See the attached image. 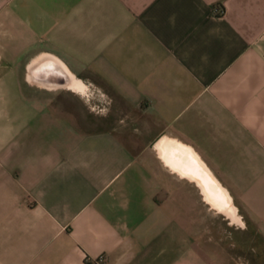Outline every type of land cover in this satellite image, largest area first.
Masks as SVG:
<instances>
[{
    "label": "crops",
    "instance_id": "obj_1",
    "mask_svg": "<svg viewBox=\"0 0 264 264\" xmlns=\"http://www.w3.org/2000/svg\"><path fill=\"white\" fill-rule=\"evenodd\" d=\"M0 264H264V0H0Z\"/></svg>",
    "mask_w": 264,
    "mask_h": 264
},
{
    "label": "water",
    "instance_id": "obj_2",
    "mask_svg": "<svg viewBox=\"0 0 264 264\" xmlns=\"http://www.w3.org/2000/svg\"><path fill=\"white\" fill-rule=\"evenodd\" d=\"M214 192L215 194H219L222 197L221 201H217V199L215 200V202H212V205L214 206V208L216 210H219L220 212H222L223 214H225V216L229 217L228 219H230L231 221L236 220L235 219V208L232 205V202L230 200V198L228 197V195L223 192L221 190V188L219 187V185L217 183L214 182Z\"/></svg>",
    "mask_w": 264,
    "mask_h": 264
},
{
    "label": "rangeland",
    "instance_id": "obj_3",
    "mask_svg": "<svg viewBox=\"0 0 264 264\" xmlns=\"http://www.w3.org/2000/svg\"><path fill=\"white\" fill-rule=\"evenodd\" d=\"M82 113H83V116L85 117V120L86 121H80L79 123L82 124V122H85L88 125H86V126H80L79 129H81L83 131H95V130H98L100 128L99 126H96L95 125V121H94L95 120V114L93 112L87 111V113H85V112H82ZM79 118L82 119V116H79ZM221 227L220 228L217 227L219 231H222L223 230ZM225 230H227V228H225Z\"/></svg>",
    "mask_w": 264,
    "mask_h": 264
}]
</instances>
